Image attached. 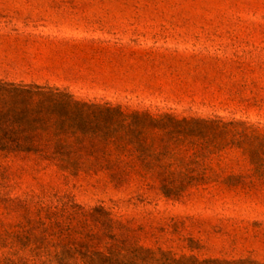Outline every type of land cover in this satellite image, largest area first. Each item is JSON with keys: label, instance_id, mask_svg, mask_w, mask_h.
<instances>
[{"label": "rangeland", "instance_id": "obj_1", "mask_svg": "<svg viewBox=\"0 0 264 264\" xmlns=\"http://www.w3.org/2000/svg\"><path fill=\"white\" fill-rule=\"evenodd\" d=\"M0 77L78 98L264 127V0H0ZM180 200L137 197L52 172L6 171L7 192L69 196L141 225V243L201 258L264 264V181Z\"/></svg>", "mask_w": 264, "mask_h": 264}, {"label": "trees", "instance_id": "obj_2", "mask_svg": "<svg viewBox=\"0 0 264 264\" xmlns=\"http://www.w3.org/2000/svg\"><path fill=\"white\" fill-rule=\"evenodd\" d=\"M245 161L264 181V127L78 98L0 77V264H259L141 243V225L69 196H11L6 171L52 172L143 197L180 200L211 187L253 188L214 168Z\"/></svg>", "mask_w": 264, "mask_h": 264}]
</instances>
